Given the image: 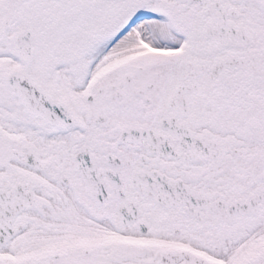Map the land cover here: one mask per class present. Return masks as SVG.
<instances>
[{
    "label": "snow or ice",
    "instance_id": "1",
    "mask_svg": "<svg viewBox=\"0 0 264 264\" xmlns=\"http://www.w3.org/2000/svg\"><path fill=\"white\" fill-rule=\"evenodd\" d=\"M0 264H264V0H0Z\"/></svg>",
    "mask_w": 264,
    "mask_h": 264
}]
</instances>
